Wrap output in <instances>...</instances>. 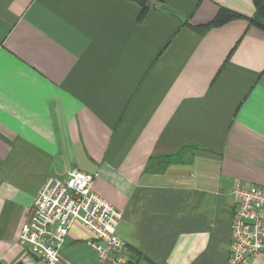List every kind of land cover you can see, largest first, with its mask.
I'll use <instances>...</instances> for the list:
<instances>
[{
	"label": "crops",
	"instance_id": "crops-1",
	"mask_svg": "<svg viewBox=\"0 0 264 264\" xmlns=\"http://www.w3.org/2000/svg\"><path fill=\"white\" fill-rule=\"evenodd\" d=\"M0 0V264L35 196L74 168L159 264H228L237 181L264 186V29L256 0ZM222 9L241 14L211 25ZM183 163L146 171L151 156ZM80 223L66 264H93ZM75 248H85V251ZM249 264H264V252Z\"/></svg>",
	"mask_w": 264,
	"mask_h": 264
},
{
	"label": "built area",
	"instance_id": "built-area-1",
	"mask_svg": "<svg viewBox=\"0 0 264 264\" xmlns=\"http://www.w3.org/2000/svg\"><path fill=\"white\" fill-rule=\"evenodd\" d=\"M95 179L74 168L44 182L19 237L33 257L31 264H66L63 251L76 223L93 235L87 240L95 253L93 264H130L128 246L118 233L123 212L95 190ZM233 195L228 264H249L264 252V186L237 181Z\"/></svg>",
	"mask_w": 264,
	"mask_h": 264
},
{
	"label": "trees",
	"instance_id": "trees-1",
	"mask_svg": "<svg viewBox=\"0 0 264 264\" xmlns=\"http://www.w3.org/2000/svg\"><path fill=\"white\" fill-rule=\"evenodd\" d=\"M142 5V10L139 16V21H142L148 11L152 8H159V2L156 0H140ZM257 2V12L254 18H251L253 22L256 23L259 27L264 29V0H256ZM242 17L241 14L228 10L222 9L220 14L216 17L214 22L211 25H221L227 21H230L235 18ZM191 149V146H184L178 152L151 156L148 160L146 171L150 173H163L171 164L183 163L185 160L184 152ZM129 252H134L139 256V260L135 262L134 260H130V264H139L140 262H144L145 264H159L155 260L151 259L139 249L132 245H127Z\"/></svg>",
	"mask_w": 264,
	"mask_h": 264
},
{
	"label": "water",
	"instance_id": "water-1",
	"mask_svg": "<svg viewBox=\"0 0 264 264\" xmlns=\"http://www.w3.org/2000/svg\"><path fill=\"white\" fill-rule=\"evenodd\" d=\"M33 256H34L35 258L37 257L36 254H33ZM129 256H130V259H131V260H134L135 262H137V261L139 260V256H138L136 253H134V252H130V253H129Z\"/></svg>",
	"mask_w": 264,
	"mask_h": 264
},
{
	"label": "rangeland",
	"instance_id": "rangeland-1",
	"mask_svg": "<svg viewBox=\"0 0 264 264\" xmlns=\"http://www.w3.org/2000/svg\"><path fill=\"white\" fill-rule=\"evenodd\" d=\"M76 250H82V251H85L86 249L85 248H75ZM92 250V249H91ZM95 258V257H94ZM139 264H145L143 261L140 262Z\"/></svg>",
	"mask_w": 264,
	"mask_h": 264
}]
</instances>
